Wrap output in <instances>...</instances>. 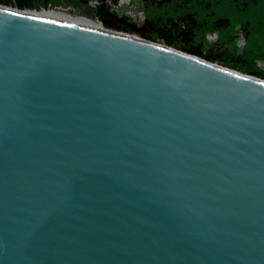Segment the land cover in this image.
Instances as JSON below:
<instances>
[{"label": "water", "instance_id": "1", "mask_svg": "<svg viewBox=\"0 0 264 264\" xmlns=\"http://www.w3.org/2000/svg\"><path fill=\"white\" fill-rule=\"evenodd\" d=\"M115 32L0 7V264H264V83Z\"/></svg>", "mask_w": 264, "mask_h": 264}, {"label": "trees", "instance_id": "2", "mask_svg": "<svg viewBox=\"0 0 264 264\" xmlns=\"http://www.w3.org/2000/svg\"><path fill=\"white\" fill-rule=\"evenodd\" d=\"M91 1H97L100 5L95 10L97 19L103 23L105 28L116 32L136 35L144 40L158 42L170 48L184 52L186 54L215 62L218 53L212 51L206 52L203 46V39L212 34H229L234 22L239 23L243 13L254 16L255 22L264 24V0H158L155 8L160 10L153 19H146L142 26L134 22L126 21V18L120 19L116 12H113L108 6H117L122 0H78L79 6L90 7ZM152 2V1H151ZM153 3V2H152ZM241 3V4H240ZM59 5L60 0H0V5L11 6L22 10L41 9L48 5ZM228 7L236 9L234 14H230ZM239 21V22H238ZM241 28L247 38L261 33L264 37V27L259 31L249 33L252 29L255 31V24L247 19ZM259 33V34H260ZM233 39H228L225 45L233 46ZM221 47V52H222ZM218 51V50H217ZM216 51V52H217ZM234 53V52H233ZM222 56L219 55V58ZM231 55L229 58L231 59ZM232 59H240L238 56ZM240 61V60H239ZM236 63L237 61H234ZM258 68V64L256 63ZM247 71V70H246ZM247 73H250L249 71ZM262 77L259 70L250 73Z\"/></svg>", "mask_w": 264, "mask_h": 264}, {"label": "rangeland", "instance_id": "3", "mask_svg": "<svg viewBox=\"0 0 264 264\" xmlns=\"http://www.w3.org/2000/svg\"><path fill=\"white\" fill-rule=\"evenodd\" d=\"M77 1L78 0H60L61 4H59V5L51 6V4H50V5H48V7H42L41 9H38V10L37 9L36 10L35 9L22 10L19 8L6 6V5H0V7H4L7 9H11V10H18V11H22V12H27L29 14H33V13L37 14V13H41V12L56 11L59 13L70 15L73 18L84 17V18H88V19H93L96 22H98L102 28L103 27L105 28L103 23L100 22L95 15V10L100 5L99 2L91 1L90 5H89L90 7H88V6L81 7L77 3ZM155 3H158V0H122L117 6L111 5L110 3H108V6H109V8H112L111 10L113 12H116V13L118 10H121L125 4L128 5V9L135 8L139 17H135L131 11H128L127 16H125L126 21L134 22L138 26H142V24L146 21V19H153V17L155 15L160 14V10L158 8L157 9L155 8V6H156ZM228 10H229L230 14H234L236 9L235 8L232 9V8L228 7ZM128 15H130L132 18L128 17ZM252 17H254V16H249L248 14L243 13V16L240 18V22L242 23L241 25H243L245 22H247V19L251 20L255 24V27H256L255 31L252 29V27H249V29H251V31L248 30L249 33L256 32L258 28L260 29V27H264V24H262V23H259L260 24V26H259L258 22H255L254 18H252ZM240 22L239 23H236V22L233 23L229 34L225 33V34H221V35H219V34L207 35L203 39V46H205L206 52H210V51H212L214 53L219 52L217 54L218 57L216 56L217 59L215 60V62H211V63L217 64L220 66L222 65L223 67L231 69V70H233V71H235L241 75H246V76L251 77L253 75L250 73H252L255 70L256 71L258 70L256 63H263L264 62V37L261 35V33L258 29L260 34L258 32H256L255 35L253 33V35H251V36L249 34V38H247L244 31L242 30L243 28H241V26H240ZM105 29H107V28H105ZM123 34H127V33H123ZM128 35H130V34H128ZM132 36H136V35H132ZM228 39H233L232 42L234 43L233 46L236 48L235 51H230L229 49L228 50L224 49L225 46H228V45H225V42H227ZM223 46H224V48H222L223 52H221V47H223ZM240 50L242 51V56L239 55ZM219 55L222 57L219 58ZM230 55L232 56L231 59L229 58ZM236 56H238L240 59H238V60L232 59ZM233 60L237 61V62L234 63ZM248 71L250 73H247ZM262 73H263L262 77H258V79H260V80L264 79V72H262Z\"/></svg>", "mask_w": 264, "mask_h": 264}, {"label": "bare ground", "instance_id": "4", "mask_svg": "<svg viewBox=\"0 0 264 264\" xmlns=\"http://www.w3.org/2000/svg\"><path fill=\"white\" fill-rule=\"evenodd\" d=\"M31 15L35 16L37 18H40V19H44V20H48V21H54V22H57V23H62V24H67V25H72V26H78V27L89 29V30H99L100 31L102 29L101 25L98 22H96L95 20H93V19H88V18H84V17L73 18L70 15L59 13V12H56V11L41 12V13H37V14L33 13ZM150 42H152V41H150ZM152 43L160 44L158 42H152ZM161 45H164V44H161ZM230 48L233 49V50H230V51H234V48L232 46H225L224 49L228 50ZM222 52H223V50H222ZM187 55H189V54H187ZM239 55L242 56V53H239ZM190 56H192V55H190ZM200 59H202V58H200ZM203 60L206 61V62H209L206 59H203ZM209 63H211V62H209ZM211 64H213V63H211ZM257 64H258V68L260 69V71L264 72V68L259 66V63H257ZM225 69H226V71H228L230 73H237V72H235V71H233L231 69H228V68H225ZM237 74L241 75L239 73H237ZM241 76L245 77V78H249L250 77V76H246V75H241ZM253 76H251L250 78H254V79L260 80V79H258L259 76H255V75H253ZM260 81L264 83V79H261Z\"/></svg>", "mask_w": 264, "mask_h": 264}]
</instances>
